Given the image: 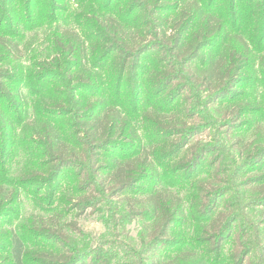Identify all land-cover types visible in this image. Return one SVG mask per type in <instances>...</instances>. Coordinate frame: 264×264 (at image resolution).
Instances as JSON below:
<instances>
[{"label": "rangeland", "instance_id": "1", "mask_svg": "<svg viewBox=\"0 0 264 264\" xmlns=\"http://www.w3.org/2000/svg\"><path fill=\"white\" fill-rule=\"evenodd\" d=\"M229 2L203 0L199 3L206 13L222 11L227 31L233 34L238 30L243 34L251 52L247 67L242 74L236 75L220 97L209 92L218 87L222 76H226V67L222 70L219 67L215 78L209 81L210 91L200 86L199 74L209 52L217 56L225 46L223 42L201 50L189 64L192 72L188 74L183 73L187 58L172 55L171 38L182 21L174 20L173 10L178 11L176 6H181V0H24L25 8H18L15 17L4 21L2 30H8L10 24V30L17 29L15 24H18L17 51L11 48L16 59L1 63L0 71H7L14 77L10 94L16 97V102L13 100L10 104L14 105L12 114L16 109L21 110V119L18 121L17 115L13 120L15 130L8 142L0 136V199L17 192L15 204L0 216V264H33L31 261L36 262L37 254L68 260L70 256L97 248L100 250L97 255L77 264H92L96 256L103 260L99 261L101 264H148L147 260H152V264L192 261L195 264H264V37H260L261 33H252L256 26L255 29H260V25H264V0H235L234 9ZM95 16L118 19L126 30L123 35L116 22L119 35L133 47L141 46L126 52L128 57H134L121 59L122 54L114 52L105 59L107 53L100 42L93 59L89 56L83 59L77 48L78 54L68 59L69 66L79 62L69 74L66 69L42 70L48 62L59 59L55 42L68 48L71 46L69 38L74 35L85 44L87 56L97 40L95 29L87 30L95 28ZM153 18L158 19L159 28ZM134 26L147 31L138 35ZM157 29L160 34L165 30V37H154ZM123 60H128L124 81L112 84L108 66L117 71ZM162 66H165L163 70ZM70 74L81 82L71 84L65 80ZM193 74L196 79L190 77ZM89 77L92 79L87 81ZM93 77H99L98 81ZM29 84L32 92L25 87ZM81 84H85V89L78 87ZM69 86L73 96L83 97L88 105L97 104L111 88V98L118 104L114 105L120 106L130 118L145 148L152 139L153 130L144 116L167 125L178 122L182 132H187L177 142L183 141V147L176 152L175 144L161 158L168 171L167 180L171 172L182 176L179 183H174L172 191L183 199L186 209L196 204L197 195L194 194H198L195 191L200 188L204 204L213 207V212L225 213V221L229 223L224 239L206 248L209 254L213 252L212 255H203V259L199 250L189 246L193 241L191 236L201 231L202 226L197 223L176 226L174 235L168 237L171 241L180 240L181 250L164 243L151 249L150 236L156 226L152 230L149 221L131 213L146 200V196H138L137 189L148 188L151 182H141L135 189L125 190L120 195L101 197L93 186L98 179L88 177L84 180L86 165L83 159L80 167L64 168L63 173L45 187L40 182L29 188L33 198L19 186L20 178L41 172V164L51 160L40 156L44 147H41V134L36 132L52 127L60 140L65 137L82 139L75 117L66 116L58 107ZM12 96L6 99H13ZM156 107L162 109L161 112L173 113H160ZM51 137L56 138L55 135ZM81 149V152H90L94 160L104 157V161H100L102 165L109 162L107 158L112 157L111 154L119 156L122 151L110 149L105 154ZM50 166L48 163V168ZM105 174H102L103 180L109 185L113 177ZM213 177L215 179L211 180ZM82 181L88 193L78 192ZM31 228L58 230L62 232L61 238L58 243L43 239L29 241V236L33 235ZM51 247L56 250L49 249ZM60 264H69V261Z\"/></svg>", "mask_w": 264, "mask_h": 264}, {"label": "trees", "instance_id": "2", "mask_svg": "<svg viewBox=\"0 0 264 264\" xmlns=\"http://www.w3.org/2000/svg\"><path fill=\"white\" fill-rule=\"evenodd\" d=\"M181 1V6L183 7L176 6L178 11L173 10L175 11L174 20L182 19V21L177 26V30H174L173 37L171 38L172 43L170 46L173 48L172 55H175L176 58H187L185 61L187 68H185L183 73L188 74L189 72H192L191 65L189 64L197 57V54L201 50L215 46L217 42H223L225 46L220 50L217 56H211L212 53L209 52L206 63L204 64L203 62L199 74L200 86H203L206 90L210 91L209 81H212L215 78L217 75L216 73H218L217 71H219V67L221 70L226 67V76H222L218 87L209 92L212 95L216 94L218 97L224 93L223 91H225L231 84L236 75L242 74L243 69L247 67L248 62L251 59L250 48L247 41L244 39L243 34L238 30H234L233 34H230V31H227L223 23L224 14H222V11H218L216 14L215 12L206 13L204 10H201L199 6V3L202 4L203 0ZM229 1L231 9H234L233 4L235 0ZM18 8H21L22 10L25 8L24 0H0V64L11 58L16 59L11 48H13L14 51H17L15 37L18 36L16 35L18 34V24H15L17 29L13 30H10V23L8 30L5 28L2 30V25L5 20L9 22L17 15L16 10ZM95 17V28H89L87 30L91 31L92 29H95L97 40L95 45L90 49V52H87V56L84 54V51H86L85 44L77 35H74L69 38L71 46L68 48H65V46H63L64 44L62 45L55 42L56 53L59 54V59L53 62H48L47 66H45L46 68L43 67L42 70L53 71L52 68H55L60 71L66 69L65 72L69 74L72 68L79 62L75 61L69 66L68 59L71 56L78 54L77 48L81 51L83 59H85L88 56L92 57L96 54V51L99 50L100 42L104 44L102 49L107 53L105 59L114 52L121 53V59L133 58L134 55L128 57L126 52H133L141 46L133 47L119 35L115 28L116 22L119 24L123 35L126 34V30L123 29L121 23L117 21L118 19L113 16L108 18L104 17V19H102V17ZM157 21L158 19L156 20V18H153V22L156 27L159 28L160 25ZM134 27L136 28L138 35H142L147 31L146 29L143 30L141 28L138 29L136 26ZM255 28H257V26ZM255 28L252 29V33L258 32L261 33L260 37H264V25L261 24L260 29ZM153 34L155 35L154 37H165L166 35L165 30L160 34L159 29L155 30ZM159 34L160 36H158ZM228 40H230V42ZM78 41H80V43ZM122 47L124 48L123 50L119 49ZM127 61L125 62V60H123L117 71L112 69L111 65L108 66L109 82L117 84L118 82L122 83L124 81L123 74L128 65ZM164 68L165 66H162L160 69L163 70ZM73 74L76 75L78 72H74ZM73 74H70L65 80H69L72 82L71 84H77V82L80 83L81 80L74 79ZM46 77L47 76H45L44 79ZM190 77L196 79L194 74ZM98 78L93 77L95 81H98ZM91 79L92 78L89 77L87 81ZM62 82L63 81L61 80L60 84H62ZM109 85L111 88L113 87L111 84ZM25 87L30 92L33 91L32 85L30 86L29 84L28 87ZM34 87L36 88V86ZM78 87H81L80 89H85V84L78 85ZM11 88H14L13 75L11 76L7 71H0V136L7 142L11 133L15 130L13 120L17 115H19V117L16 119L18 121L21 119V110L19 111L16 109L12 114L14 105L12 106L10 103H12L13 100L16 102V97L10 94ZM111 88H108L107 94L103 95L97 104L89 105L88 102L86 103L87 100L83 97L79 96L78 98H75L70 86L66 89L65 99L61 101V105L58 107L61 111H64L66 116L75 117L79 133L83 134L82 139H79L80 141L75 139L70 140L68 137H65L64 140H60L59 136L52 132V127H49L47 130L43 129L36 132V134H41V147H44L40 156L50 157L51 160L48 163L51 166L48 168V163L41 164L42 171L38 172L39 174L35 172L27 178H20L18 180V183L20 184L19 186L22 187L29 197L31 196L33 198L34 195H30L31 190L29 188H33L40 182H42V186L45 187L46 183L56 180L58 176L63 173L62 171L64 168L80 167V164L84 161L86 165L83 176L84 180L88 177L98 179L97 183H94L93 186L95 192L101 197L120 195L125 190L131 188L135 189V187L141 182H151V185L148 188L137 189L138 196H146V200L142 203V207L137 209L133 208L131 210L132 215L135 217H141L142 219L149 221L152 230L156 226L154 233L150 236L152 240L150 243L151 249L164 243L168 246L172 245V247H176V250H178V248L181 250L182 247L180 246L182 244L180 240L175 239L171 241L168 237L174 235L175 231L173 230L176 226L184 225L186 223H197L199 226H202L201 231L198 230L196 236H191L193 241L189 246L193 250H199V254L203 259L204 256L209 257L213 252H210L209 254L206 248L212 247L213 244L217 245L225 237V231L229 223L228 221H225L226 215L224 212H213V207L209 208V206L204 204V201L202 200L203 196H201L200 199V195L203 194L200 188H197L195 191V193L197 192L198 194H194L197 195L195 198L196 204L190 205V208L186 209L183 199L172 191L175 187L173 185L179 183L182 176H178L180 174L177 172H171L169 174L171 178L170 180H167L166 177L168 176V171L165 168V164L162 160L163 158H161V155L167 154L168 151H171L175 144V151H179L183 147L184 142L182 141V143L179 144H177V142L183 139L187 132H182L178 122H173L172 124L170 123L167 125L161 122H155L152 118H148L149 116H144V119L149 121V125L152 126L153 130L152 139L150 140V143L147 144L148 147L145 148L146 146L139 142V137L136 135V129L133 127L130 118L119 108L120 106L117 107L114 105L118 104L113 102L111 98L113 92V90L111 92ZM5 89L8 90V93L5 92ZM9 96H12L13 99L7 100L6 98ZM74 98L77 100L74 101ZM8 104L12 107L8 106ZM155 105L161 106L160 103H155ZM156 109L158 112L160 111V113L164 114L173 113L170 111L161 112L162 109L157 107ZM51 135H55L56 138H52ZM178 138L179 140H176ZM83 147L91 149L92 151L103 152L105 154L110 149H115V151H117L116 149H120L122 151L119 156H113L111 154L112 157L107 158V161L109 162L106 165H102L100 164V161H104V157L100 160L98 158L94 160L93 155H91L90 152H81V148ZM128 150H131V152L128 153ZM94 156L96 157L97 155L95 154ZM79 159H81V161H79ZM103 173H106L105 175H112L113 179L110 180L111 182L109 185H105V180H103L102 177ZM77 176L80 177L78 174ZM213 179L215 178L213 177L211 180ZM79 186L78 192L88 193L87 185L84 184L83 181L80 182ZM103 186H108L106 187L107 190L104 189ZM204 190L206 189L204 188ZM137 194H135V196ZM87 196L90 197L91 193ZM16 199L17 192L15 194H10L6 199H0V216L4 215L3 213H5V210H8L15 204ZM125 200L126 199L123 201ZM88 203L89 202H87V204ZM194 209L197 210L195 211ZM29 230L31 231V234H33L29 236V241L43 239L58 243V239L61 238L62 233L61 231L51 230L49 228L38 230L31 228ZM176 234L179 233L177 232ZM183 244L185 245V243ZM49 249L56 250L55 247ZM58 252L59 254L61 253L60 250H58ZM99 252L100 250L97 248L79 255L70 256L68 257V260H66L67 258H64V260L63 258L52 259L47 255L37 254L35 256L36 262L32 260L31 263L60 264L63 261H69V264H77L82 260L86 261L92 259V256L94 254L97 255ZM152 257L153 256H150V259H152ZM99 261L103 262L100 257L96 256L92 260V264H101ZM147 263L152 264V260H150V262L147 260ZM187 264L195 263L192 261Z\"/></svg>", "mask_w": 264, "mask_h": 264}]
</instances>
